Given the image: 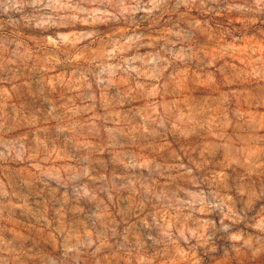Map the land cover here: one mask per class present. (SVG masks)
Here are the masks:
<instances>
[{
    "label": "clouds",
    "instance_id": "9594fccd",
    "mask_svg": "<svg viewBox=\"0 0 264 264\" xmlns=\"http://www.w3.org/2000/svg\"><path fill=\"white\" fill-rule=\"evenodd\" d=\"M0 264H264V0H0Z\"/></svg>",
    "mask_w": 264,
    "mask_h": 264
}]
</instances>
